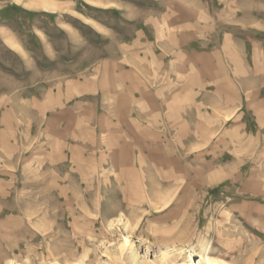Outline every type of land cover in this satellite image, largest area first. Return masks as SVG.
Wrapping results in <instances>:
<instances>
[{"label": "rangeland", "instance_id": "obj_1", "mask_svg": "<svg viewBox=\"0 0 264 264\" xmlns=\"http://www.w3.org/2000/svg\"><path fill=\"white\" fill-rule=\"evenodd\" d=\"M118 1L0 0V146L7 138L22 146L20 166L0 173V264H163L164 257L166 264H209L207 255L264 264V223L245 210L264 203V110L228 125L233 134L210 155L170 141L167 165L137 158L140 176L126 157L144 154L142 143L116 144L104 129L87 130L111 99L94 91L97 63L108 43L116 51L117 32L129 21ZM155 3L157 14L203 3L213 45L231 49L243 40L241 89L264 97V0ZM258 51L262 79L249 66ZM244 125L259 134H243ZM209 166L217 167L210 182L201 170ZM151 184L157 188L141 189Z\"/></svg>", "mask_w": 264, "mask_h": 264}, {"label": "crops", "instance_id": "obj_2", "mask_svg": "<svg viewBox=\"0 0 264 264\" xmlns=\"http://www.w3.org/2000/svg\"><path fill=\"white\" fill-rule=\"evenodd\" d=\"M117 5L119 10H128V17H124L129 21L123 24L121 33L117 32L123 38L117 41L116 51L113 53L111 42L108 43L110 53L98 61L94 91L111 95V99L104 101L106 110L96 113L92 119L96 124L90 122L87 130L96 134L97 129H104L116 144L142 143L144 154L126 157L135 175L140 176L136 163L139 157L159 159L167 165L170 141H187V146H196L197 155L217 152L213 148H219V139L227 137L228 131L231 135L234 132L228 125L236 120L243 124L250 111L264 110V97L248 96L247 87L241 89L239 84L241 79L245 80L237 76L240 67L244 70L247 67L244 44L240 42L243 40L239 39L238 43L235 39L236 47L232 44L231 49L224 41L213 45L209 30L212 22L203 3L196 10L192 4L176 3L161 14L155 9L161 3L156 5L155 0L149 4L119 0ZM105 29L108 35H117L112 29ZM233 51L237 60L229 61ZM249 66L261 78L259 51L250 56ZM106 83L110 89L104 87ZM238 127L245 128L243 134L251 129L248 125ZM21 148L19 140L15 143L10 138L5 147L0 146L2 175L13 174L4 171L6 167L20 166ZM216 168L209 166L201 170L213 174ZM210 177L208 173L209 182ZM152 185L141 189L157 188ZM246 188L249 192L258 191L256 185ZM155 204L166 203L155 201L150 205ZM245 210L248 217L264 223V203H250Z\"/></svg>", "mask_w": 264, "mask_h": 264}, {"label": "bare ground", "instance_id": "obj_3", "mask_svg": "<svg viewBox=\"0 0 264 264\" xmlns=\"http://www.w3.org/2000/svg\"><path fill=\"white\" fill-rule=\"evenodd\" d=\"M168 190V189H167ZM131 224H130V222H126L125 223V227H124V229L125 230H131ZM167 260L165 259V257L162 259V262H163V264H166L167 262H166ZM205 261H208V263L209 264H228V262H226V261H224V260H219V259H217V258H215V257H212V256H210V255H207L206 256V258H205ZM57 263L58 264H68V263H61L59 260L57 261ZM73 263V262H72ZM74 264H80V263H78V262H74ZM98 264H102V263H98Z\"/></svg>", "mask_w": 264, "mask_h": 264}]
</instances>
